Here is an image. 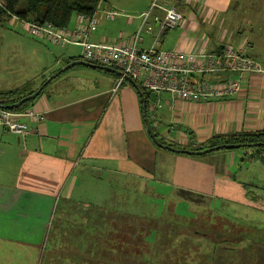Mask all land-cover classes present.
Wrapping results in <instances>:
<instances>
[{"label":"crops","instance_id":"0c3cea01","mask_svg":"<svg viewBox=\"0 0 264 264\" xmlns=\"http://www.w3.org/2000/svg\"><path fill=\"white\" fill-rule=\"evenodd\" d=\"M154 1L184 14V23L175 29H160L164 13L152 8ZM233 4L234 0H102L96 7L98 23L90 42L128 44L140 26V16L149 12L140 31L139 49L168 51L188 45L195 51L214 52L227 44L237 48L244 45L246 55L264 70V53L252 40H241L239 32L223 43L214 36L217 25L226 27L228 23L224 16L219 17L220 12L232 11ZM106 7L122 14L106 21L102 17ZM231 18L230 14L228 20ZM79 23L73 15L66 27ZM57 48L54 54L61 68L83 61L80 47ZM55 78L23 109L33 108L41 114L38 122L22 119L29 133L24 137L0 133V237H15L16 231L28 239L41 237L47 214L55 207L56 218L69 227L67 239L61 240L63 236L56 241L64 246L63 251L74 256L77 251H85L80 264H120V258L112 254L111 206L119 205L121 217L128 214L127 205H131L129 213L136 217L138 212L142 214L137 206L146 202L143 193L149 195L145 197L150 198L149 205L158 206V199L180 195L189 204H198L190 209L193 217L220 213L264 232V151L257 157H250L254 152L246 148L201 156L174 153L155 147L144 123L148 116L153 133L175 145L184 143V147L202 146L214 137L264 132V73L243 75L238 94L209 99L207 103L190 104L157 92L154 101L148 96L145 114L142 98L129 82L123 80L112 91L119 75L74 65ZM226 79L239 80V75L208 77L211 82ZM160 105L161 118H168L164 123L155 116ZM155 106L152 118L149 108ZM169 127L174 128L173 133H169ZM226 206L255 215L235 219L224 212ZM32 212L38 217L44 214L42 228L31 219ZM32 245H25L28 252Z\"/></svg>","mask_w":264,"mask_h":264},{"label":"trees","instance_id":"16d2710c","mask_svg":"<svg viewBox=\"0 0 264 264\" xmlns=\"http://www.w3.org/2000/svg\"><path fill=\"white\" fill-rule=\"evenodd\" d=\"M100 1L102 0H0V23L8 21L13 15L26 22L66 27L73 15H92ZM136 88L142 93L141 98L144 99L148 112L147 100L150 92L144 91L137 84ZM37 89L23 88L0 92V106L17 103ZM38 97L12 111L23 110ZM150 129L153 133V129ZM153 135L160 144L178 150L199 151L221 144H231L254 152L250 157H257L264 151V132L260 131L242 132L226 138L214 137L207 144L198 147H180L159 138L155 133ZM148 200L145 199L147 203L143 201L141 206H137L141 207L142 214L136 208V217L129 213V207L133 208L131 205H127L128 214L121 217L118 215L119 205L111 206L110 233L115 251L112 254L120 258V264H247L249 261L252 264H264L263 229H251L245 223L226 218L220 213L209 212L206 220L212 227L211 233L198 230L202 223L196 216V222L184 224V230H174L161 225L160 213L156 215L158 206L149 205ZM153 208L155 213L151 211ZM151 223L156 226H151Z\"/></svg>","mask_w":264,"mask_h":264},{"label":"built area","instance_id":"2783aa9c","mask_svg":"<svg viewBox=\"0 0 264 264\" xmlns=\"http://www.w3.org/2000/svg\"><path fill=\"white\" fill-rule=\"evenodd\" d=\"M154 7L164 13L159 23L160 29L171 30L184 23V14L174 7L159 6L155 1L152 4V8ZM96 11L95 8L92 15H77L80 23L73 27H55L50 23L40 25L19 20L13 15L8 21L20 25L27 36L33 39L43 40L61 48L78 46L81 48L83 61L121 72L122 75L116 80L113 92L124 80V76H127L144 91L166 92L176 100L190 104L207 103L209 99L238 94L243 75L264 73L260 63L246 55L244 45L237 48L227 44L220 51L214 52L195 51L188 45L168 51H160L154 47L147 50L139 49L138 43L142 40L140 31L146 25L149 12L140 16V26L128 44L116 46L91 43L90 35L98 23ZM121 14L114 7L102 10V17L106 21H112ZM227 73H237L239 80L226 79L219 82L208 80L211 75ZM149 109L150 116L153 117L154 109ZM22 119L38 122L42 118L33 108L20 111L0 109V133L24 137L29 133V129ZM173 132L174 128L170 127L169 133Z\"/></svg>","mask_w":264,"mask_h":264},{"label":"rangeland","instance_id":"374dc122","mask_svg":"<svg viewBox=\"0 0 264 264\" xmlns=\"http://www.w3.org/2000/svg\"><path fill=\"white\" fill-rule=\"evenodd\" d=\"M242 3L243 6H240V0H234L232 11L220 12L219 17L222 18L224 16L228 23L225 25L226 27L217 25L214 36L220 40L219 42L223 43L239 32L241 40H252L258 50L264 53V0H242ZM230 14L232 18L228 20ZM57 49L55 46L37 42L27 36L21 26L15 22L5 21L0 24V92L15 89L23 90L25 88L23 85L25 84L28 89L38 88L43 80L61 71L63 67L61 68L57 64L58 55L54 54ZM75 68L80 67L76 66ZM51 71L54 74L50 75ZM55 80L56 78L51 82L53 83ZM155 108L156 106L153 107V109ZM160 108L161 105L155 110L156 120L162 123L167 122L168 118H161L160 111H158ZM152 118H154V115ZM150 123H153L151 117ZM183 144L180 143L177 146L184 147ZM147 196L149 195L143 193L144 199H150L149 197L145 198ZM155 200L153 199V201ZM157 202L160 223L164 227L184 230V224L196 222L194 221L196 217H193L190 209L198 206V204H189L188 199L186 201L187 204L184 203L183 196L174 195L171 198L158 199ZM236 208L238 207L226 206L224 207V212L235 219H244L255 215L243 208L230 212V209ZM54 209L52 208L47 214L45 228L41 237L30 236L28 239L22 237L19 231L15 232V237H0V264H80L85 251H83L84 253L77 251L75 253L77 256H74L68 250L63 251L62 248L64 246L56 244V241L63 236L64 238L61 240L67 239L66 233H68L69 227L63 220L56 218L57 212L55 213ZM151 211L155 213V208ZM195 216L202 223L198 230L211 233L212 227L209 221L204 219L206 217L205 214H195ZM43 217L44 214L42 212L40 217H38L37 212L31 213V219H34L41 228ZM160 223H158L159 226ZM153 224L151 223V226ZM154 226L156 225L154 224ZM77 239L81 240L80 237H77ZM29 243L33 244L31 252L26 249ZM25 245L28 246L25 247ZM34 248L37 250L34 251Z\"/></svg>","mask_w":264,"mask_h":264},{"label":"water","instance_id":"95a60500","mask_svg":"<svg viewBox=\"0 0 264 264\" xmlns=\"http://www.w3.org/2000/svg\"><path fill=\"white\" fill-rule=\"evenodd\" d=\"M74 65H83V66H86V67L99 69V70H102V71H107V72H110V73H113V74H116V75H119V76L122 75L121 72H119V71H117V70H115L113 68L96 67V66H93L90 63H87L85 61L72 62L71 64L66 65L64 67V69H62L58 73H56L54 75H51L48 79H46L38 87V89L33 94L23 97L17 103H14L12 105L0 106V109L13 110V109L19 108L20 106H22L27 101L35 99L36 97L39 96V94L43 91V89L47 86V84L50 83L58 74H60L65 69H68V68H70V67H72ZM123 79L126 80L127 82H129L135 89H137L136 88V84L129 77L124 76ZM137 91H138V94L140 95V97H142V93L139 90H137ZM154 94L155 93H153V92L150 93V100L151 101H154ZM142 102H143V113L145 114L146 113V104L144 102V99H142ZM144 123H145L146 131H147V133L149 135L150 140L152 141L153 145L155 147L159 148V149H163V150H167V151L174 152V153H179V154L191 155V156H201V155L210 154L212 152L223 150V149H228V150L238 149V146L231 145V144H221V145H218V146H215V147H211V148H207V149L199 150V151H188V150L174 149V148H172L170 146L162 145V144H160L158 142V140L154 137V135H153V133H152V131L150 129V126L148 124L147 118H145V117H144Z\"/></svg>","mask_w":264,"mask_h":264}]
</instances>
